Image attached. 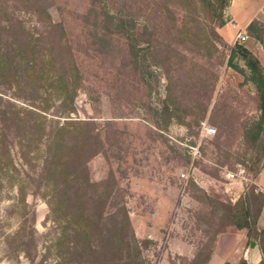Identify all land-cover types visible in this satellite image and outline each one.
<instances>
[{
  "label": "rangeland",
  "instance_id": "374dc122",
  "mask_svg": "<svg viewBox=\"0 0 264 264\" xmlns=\"http://www.w3.org/2000/svg\"><path fill=\"white\" fill-rule=\"evenodd\" d=\"M34 2L0 0V54L11 46L16 54L0 71V112L14 107L26 123L43 106L52 112L57 101L45 91L43 56L52 47L58 66L68 57L65 48L59 51L63 44L81 72L70 115L89 121L99 140L89 139L91 183L82 190L89 198L77 204L36 179L38 159L31 167L20 157L21 148L42 146L29 139V125L0 135V264H197L215 233L231 225L204 195L232 202L234 181L241 180L242 198L255 189L252 180L264 164L260 139L253 144L242 134L243 122L259 114L258 94L242 60L229 58L236 42L227 6L220 8L219 0H45L49 17L64 26L60 36L44 32L45 15ZM105 17L122 19L138 34L129 40L103 31ZM11 21V29L3 27ZM258 192L251 211L264 203ZM53 194L64 211L87 209L86 250L71 227L47 217ZM172 242L184 244L185 253H176Z\"/></svg>",
  "mask_w": 264,
  "mask_h": 264
},
{
  "label": "trees",
  "instance_id": "16d2710c",
  "mask_svg": "<svg viewBox=\"0 0 264 264\" xmlns=\"http://www.w3.org/2000/svg\"><path fill=\"white\" fill-rule=\"evenodd\" d=\"M219 1L220 8L227 6L229 2V0ZM46 5L45 0H35L32 6L35 7V9L37 7L38 11L45 15V18H42L44 32L46 34H58L61 36L65 30L64 26L61 22L53 21L49 17ZM17 25H19V23ZM12 26H14L12 21L3 24V27L7 30L11 29ZM102 26L103 31L120 32L129 40H131L132 34H138L134 26L124 24L123 20L120 18L114 19V17H105L102 19ZM261 28L262 23L255 18L252 19L246 26L247 31L258 40L261 39ZM29 44L30 43L28 42L25 43V49H29ZM127 45V51L135 61L137 49L134 48V42L129 41ZM148 45L149 41H146L144 47L148 48ZM22 47L20 46V48ZM12 48V46L11 48L5 47L3 52L0 54V71L5 68H9L13 64V57L16 54L11 53ZM64 48L68 53V57L59 62L58 66L55 64L56 55L52 47L49 48L43 56V61L45 63L43 71L45 73V78L47 79L45 91L53 95L57 101L52 112H49V106H43L41 111L38 113V118L26 123L19 110L14 107H12L9 111H1L0 135L7 136L8 131H11L9 130L10 127L19 129L23 123L29 125V128H32L31 133L34 135L32 137L28 136L29 139H34L37 143L42 142V146L38 143L31 149L21 148L20 157L31 167L34 166V164L31 163L32 159L34 158L36 161L38 159L39 167L35 172L36 179L40 182L44 180L43 184L47 188L51 187L54 189L60 187L62 191L69 194L67 199L71 196L72 199L75 198L74 201L78 204L82 201H87L89 198L86 191H82L85 190V186H88L91 183L85 174L87 168L86 160L90 154L89 151H87V145L91 137L96 139L97 137H95V135L93 136L91 129L87 128L89 121L74 118L70 115V113L74 110V98L81 81V72L74 63L66 45L60 44L59 51ZM235 55L240 58L246 66L248 78L254 84L258 94L257 108L259 110V114L256 117L251 118L249 121L247 120L243 122V138L253 144L260 139L261 143L259 148L263 151L264 157V139L260 138V134L264 131V66L259 62L254 53L243 44L236 43L230 47V60ZM140 56L142 57L143 55L141 54ZM27 64L28 62L26 60V65ZM258 157L259 156L256 155V158ZM27 175L30 176L29 173H27ZM80 179L82 181L76 190L77 192L74 191V193H69V186L74 182H78V180L80 181ZM16 185L19 196H23V183L17 179ZM78 190L81 191L79 192ZM258 195H260V192L257 191L254 193L252 188L250 193H244L242 198H237L233 202L210 199L206 195H204V197L209 205L219 206L224 211L222 216H229V223L236 227L244 226L249 229L251 225H253L257 211L262 204L261 202H257L256 208L251 211L250 204L254 203ZM54 196L51 195L46 199V202L49 205L47 217H49L53 223L60 225L64 222L66 226L71 227L75 243L78 244L81 242L83 244V249L86 250L87 248H85L84 245L88 247L90 242V234L87 230L86 223L89 218L87 209L84 208V211L81 212H78V208L64 211V209L62 210L61 208L62 200L60 201L58 197ZM62 197L65 199L63 194ZM258 232L261 236L264 234V228L259 229ZM263 236H261V240L259 241V246L263 254V258L260 260L261 264H264ZM129 238L131 240L130 242L133 243V246L136 247L134 244L135 239L132 234H130ZM130 242L127 240V243Z\"/></svg>",
  "mask_w": 264,
  "mask_h": 264
},
{
  "label": "crops",
  "instance_id": "0c3cea01",
  "mask_svg": "<svg viewBox=\"0 0 264 264\" xmlns=\"http://www.w3.org/2000/svg\"><path fill=\"white\" fill-rule=\"evenodd\" d=\"M226 14L232 33L238 29L246 33L247 38L243 42L244 46L251 50L264 66V0H229ZM254 18L262 23L260 40L246 29L247 24ZM234 183L235 190L229 197L232 202L240 195L242 196L244 191L241 180L234 181ZM252 183L255 185L254 193L264 185V164L257 171ZM261 228H264V203L260 205L255 221L249 229L231 224L217 231L209 249L197 264H261L260 260L263 258V254L259 241L264 235L260 236L258 232ZM170 247L180 254H184L186 250L184 244L175 245L172 242ZM186 255L193 256L194 254Z\"/></svg>",
  "mask_w": 264,
  "mask_h": 264
},
{
  "label": "built area",
  "instance_id": "2783aa9c",
  "mask_svg": "<svg viewBox=\"0 0 264 264\" xmlns=\"http://www.w3.org/2000/svg\"><path fill=\"white\" fill-rule=\"evenodd\" d=\"M247 38L246 33L243 30H236L233 33V42L235 43H243ZM200 127L206 131V132H212L214 131V128L208 125H205L204 122H200ZM259 190L263 193L264 195V185L259 188Z\"/></svg>",
  "mask_w": 264,
  "mask_h": 264
}]
</instances>
